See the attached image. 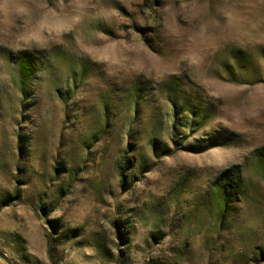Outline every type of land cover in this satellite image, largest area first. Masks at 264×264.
<instances>
[{"label": "rangeland", "instance_id": "rangeland-1", "mask_svg": "<svg viewBox=\"0 0 264 264\" xmlns=\"http://www.w3.org/2000/svg\"><path fill=\"white\" fill-rule=\"evenodd\" d=\"M0 264H264V0H0Z\"/></svg>", "mask_w": 264, "mask_h": 264}, {"label": "trees", "instance_id": "trees-1", "mask_svg": "<svg viewBox=\"0 0 264 264\" xmlns=\"http://www.w3.org/2000/svg\"><path fill=\"white\" fill-rule=\"evenodd\" d=\"M35 57L23 58L20 64V72L23 76L29 77L33 72L32 68L35 66ZM126 168L124 164L121 166V175L123 176V170ZM121 182H124V179L121 178ZM244 185V181L241 176H239L236 181L232 182V179L228 175V171L224 172L218 180L215 181L214 186L220 191L221 194V202L223 204L224 212L227 208L237 200V197L243 194L242 186ZM241 186V188H240ZM225 214V213H223ZM49 242V254L53 262L61 257L60 251L57 249L54 244V238L51 236L48 240Z\"/></svg>", "mask_w": 264, "mask_h": 264}]
</instances>
